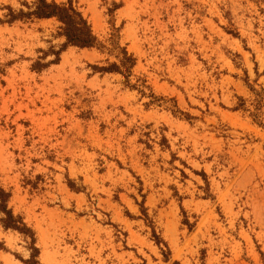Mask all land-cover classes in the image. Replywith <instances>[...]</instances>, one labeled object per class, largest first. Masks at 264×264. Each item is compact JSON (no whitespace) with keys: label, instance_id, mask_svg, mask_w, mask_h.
Instances as JSON below:
<instances>
[{"label":"rangeland","instance_id":"1","mask_svg":"<svg viewBox=\"0 0 264 264\" xmlns=\"http://www.w3.org/2000/svg\"><path fill=\"white\" fill-rule=\"evenodd\" d=\"M74 5L129 76L54 19L0 23V189L38 264H264V0ZM29 247L0 224V264Z\"/></svg>","mask_w":264,"mask_h":264},{"label":"trees","instance_id":"2","mask_svg":"<svg viewBox=\"0 0 264 264\" xmlns=\"http://www.w3.org/2000/svg\"><path fill=\"white\" fill-rule=\"evenodd\" d=\"M75 1L76 0H66L65 3L58 4L49 0H34L31 7H26L27 12L23 10L14 11L12 8L7 7L8 13L5 15V21L0 20V23L13 24L15 22L54 19L59 24V36L65 40L63 45L64 48H95L100 51H108L110 54H115L117 59H119V64L113 63L105 68L92 66L94 72L102 74H122L123 72L127 73L129 76L135 60L128 55L125 49H121L113 38L109 40V47L100 43L88 20L74 5ZM56 55H58V53ZM9 198L10 195L0 189V213L3 214V218L0 219V224L5 231L11 230L22 235L24 238L30 239L29 249L31 250V257L26 263L38 264L36 261L38 249L35 248V235L32 230L26 226L21 217L14 216L12 211L8 209L7 204ZM153 238L158 246L162 244L161 240L155 234ZM174 264L178 263L175 262Z\"/></svg>","mask_w":264,"mask_h":264}]
</instances>
